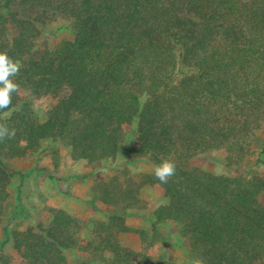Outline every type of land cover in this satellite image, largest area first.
Masks as SVG:
<instances>
[{
    "label": "trees",
    "instance_id": "1",
    "mask_svg": "<svg viewBox=\"0 0 264 264\" xmlns=\"http://www.w3.org/2000/svg\"><path fill=\"white\" fill-rule=\"evenodd\" d=\"M64 19L73 38L39 44L45 25ZM0 52L20 64L19 91L0 123L15 136L0 141V228L15 177L11 167L39 148L71 146L74 162L116 169L93 186L112 207L80 241L81 223L50 208L46 225L8 233L19 264H139L120 244L130 211L145 209V187L167 200L152 228L180 229L179 246L200 264L264 263V0H0ZM53 98L41 120L32 102ZM135 125L134 142L129 132ZM215 152L230 170L212 174L191 164ZM256 153L255 161L251 158ZM176 165L161 184L154 172L131 178L128 164ZM0 254V264H12ZM157 264H177L161 261Z\"/></svg>",
    "mask_w": 264,
    "mask_h": 264
},
{
    "label": "rangeland",
    "instance_id": "2",
    "mask_svg": "<svg viewBox=\"0 0 264 264\" xmlns=\"http://www.w3.org/2000/svg\"><path fill=\"white\" fill-rule=\"evenodd\" d=\"M73 30L70 22L57 19L45 25L41 32L39 44L53 48L63 40H71ZM55 103L53 98H36L32 105L41 120L46 118L48 109ZM129 142L132 144L136 136L135 125L129 132ZM58 142L52 143L54 150L39 148L26 158L15 162L11 167L22 171L26 176L21 181L19 177L12 180L11 197L0 228V254L10 257L12 264H19L20 257L14 251L11 238L7 241L4 230L8 233L23 231L28 227L46 225L50 220V208L66 211L76 217L81 223L80 241L85 244L91 238L93 227L105 219L106 213L113 208L100 203L94 197L93 186L98 181L109 180L116 169L111 161L106 166L93 169L87 161L74 162L71 146ZM264 145V130L256 137L255 149ZM251 158L255 161L256 153ZM264 159V156H263ZM191 164L212 174H228L230 170L223 164L215 152L198 155ZM147 159H138L128 164L131 178L141 181L143 176L154 172ZM253 173L264 175V166L253 167ZM141 198L145 209L130 211L126 223L130 231L118 235L120 244L137 253L139 264H157L163 261H173L177 264H193L183 249L179 246L180 229L172 221L156 231L152 228L153 211L166 204L167 200L159 186L145 187ZM264 203V195L261 197ZM79 251L66 252L67 259L73 264L80 256ZM264 264V263H263Z\"/></svg>",
    "mask_w": 264,
    "mask_h": 264
},
{
    "label": "clouds",
    "instance_id": "3",
    "mask_svg": "<svg viewBox=\"0 0 264 264\" xmlns=\"http://www.w3.org/2000/svg\"><path fill=\"white\" fill-rule=\"evenodd\" d=\"M20 64L13 60L7 52H0V110L7 109L12 104V94L19 91V86L12 77L19 74ZM15 129L9 130L6 123H0V141L11 139L15 136ZM176 165L171 160H164L154 169V177L161 184L168 183L175 175ZM193 264H200V261H193Z\"/></svg>",
    "mask_w": 264,
    "mask_h": 264
}]
</instances>
